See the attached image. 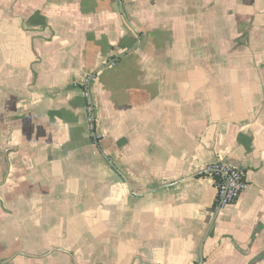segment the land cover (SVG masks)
I'll list each match as a JSON object with an SVG mask.
<instances>
[{"label": "crops", "instance_id": "obj_1", "mask_svg": "<svg viewBox=\"0 0 264 264\" xmlns=\"http://www.w3.org/2000/svg\"><path fill=\"white\" fill-rule=\"evenodd\" d=\"M0 264H264V0H0Z\"/></svg>", "mask_w": 264, "mask_h": 264}, {"label": "built area", "instance_id": "obj_2", "mask_svg": "<svg viewBox=\"0 0 264 264\" xmlns=\"http://www.w3.org/2000/svg\"><path fill=\"white\" fill-rule=\"evenodd\" d=\"M111 65L113 66V63ZM87 120L89 125H92L91 108H88ZM203 172L213 181L216 189L214 212L233 204L246 189L244 172L225 161L217 160L207 165Z\"/></svg>", "mask_w": 264, "mask_h": 264}, {"label": "flooded vegetation", "instance_id": "obj_3", "mask_svg": "<svg viewBox=\"0 0 264 264\" xmlns=\"http://www.w3.org/2000/svg\"><path fill=\"white\" fill-rule=\"evenodd\" d=\"M214 212V211H213Z\"/></svg>", "mask_w": 264, "mask_h": 264}]
</instances>
